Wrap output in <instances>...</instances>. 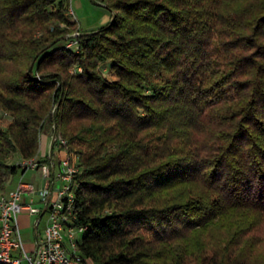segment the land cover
Returning a JSON list of instances; mask_svg holds the SVG:
<instances>
[{"label":"trees","instance_id":"obj_1","mask_svg":"<svg viewBox=\"0 0 264 264\" xmlns=\"http://www.w3.org/2000/svg\"><path fill=\"white\" fill-rule=\"evenodd\" d=\"M106 8L111 20L72 48L59 43L79 28L70 0H0V112L11 116L0 182L23 173L8 160L37 154L56 106L51 119L82 167V255L175 264L177 239L227 214L264 216V0ZM197 247V264H232Z\"/></svg>","mask_w":264,"mask_h":264},{"label":"built area","instance_id":"obj_2","mask_svg":"<svg viewBox=\"0 0 264 264\" xmlns=\"http://www.w3.org/2000/svg\"><path fill=\"white\" fill-rule=\"evenodd\" d=\"M70 12L74 16L72 4ZM73 44L74 41L66 43L68 47L78 48L79 40L75 42L76 46ZM63 145H66V139L61 133H54L49 139L50 160L38 156L21 158L18 166L23 173L28 168L39 170L45 179L44 186L20 181L16 189L9 190L0 183V264H92L82 255L78 244L85 230L75 222V176L78 169L69 158H60L56 164L51 155L54 147L59 150L58 147ZM57 180L66 183L56 187ZM23 212L38 216L36 226L47 216L44 232L37 233L30 249L26 248L19 228L18 216Z\"/></svg>","mask_w":264,"mask_h":264},{"label":"rangeland","instance_id":"obj_3","mask_svg":"<svg viewBox=\"0 0 264 264\" xmlns=\"http://www.w3.org/2000/svg\"><path fill=\"white\" fill-rule=\"evenodd\" d=\"M99 1L103 3H99ZM256 1L258 2V0ZM110 2L111 0H88V4L91 8L96 10H106L105 6ZM230 3L232 9L235 10L239 8L238 2L234 1ZM71 4L73 6V0ZM82 17L86 18L87 16H81L80 14L75 13L77 24L78 22L80 23ZM72 18H74V16H71V19ZM93 28L94 27L87 28L86 31H82L79 28L69 31L59 39V43L63 44L74 41L72 46H76L75 42L79 40L83 34L91 32L89 30H92ZM260 41L264 42V39ZM249 52L250 50L248 53ZM259 62L264 63V60L259 59ZM100 67L102 72L110 80L115 79L114 74L110 72L109 62L103 63ZM72 70L73 68L71 69V72ZM55 109L56 106L52 108L49 119L44 122V127L40 136L39 150L35 155L41 158L44 157L46 160L49 159V139L51 135L54 133H61L66 139L55 121L51 119ZM0 116V126L6 128L11 121V116L2 111L0 112ZM55 148L56 147L51 151V155L55 159L56 164H58L60 158H69L71 164L78 169V173L81 172L82 167L79 158L74 151V147L68 143L67 139L66 145L58 147L59 150L57 148L56 150ZM20 161L21 157L18 154L8 160L10 164L17 166L20 164ZM20 181L33 182L38 187L45 185V179L43 178L42 173L39 170L32 168H28L24 173L20 170L16 175L10 176L0 183H3L5 189L13 190L17 188ZM65 183L66 182L57 180L56 187H61ZM34 197L36 200H39L38 196ZM37 205L39 207L41 206L38 202ZM37 217V215H29L27 212L21 213L18 216L20 233L27 249L31 248L37 233L42 234L47 226V216H45L40 224L36 226ZM262 217L263 218H260L256 213L244 217L238 214H227L205 228L190 233L184 238L177 239L171 243V247L169 248L174 251L175 264H197L198 243H202L203 246L206 247L207 255L217 257V259L218 257H223L225 260L228 258L227 263L231 261L232 264L235 262L242 264H264V216ZM78 236L80 237L81 234H78ZM210 256H208V258Z\"/></svg>","mask_w":264,"mask_h":264},{"label":"crops","instance_id":"obj_4","mask_svg":"<svg viewBox=\"0 0 264 264\" xmlns=\"http://www.w3.org/2000/svg\"><path fill=\"white\" fill-rule=\"evenodd\" d=\"M72 10L74 13V18H72L73 20L76 19L75 13H78L81 16H84V15L87 16L86 18L82 17L81 19L82 22L81 21L80 23L78 22V26L82 31H86V29L90 27H94V28L89 31L97 30L102 25H105L106 23H108L112 18L111 12L107 8L106 10L93 9L88 4V0H73ZM23 213H26V212H23Z\"/></svg>","mask_w":264,"mask_h":264}]
</instances>
